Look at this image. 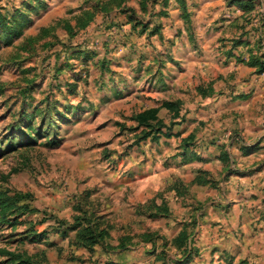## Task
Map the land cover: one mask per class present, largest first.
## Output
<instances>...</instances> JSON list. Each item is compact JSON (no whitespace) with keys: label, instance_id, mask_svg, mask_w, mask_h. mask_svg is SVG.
I'll use <instances>...</instances> for the list:
<instances>
[{"label":"rangeland","instance_id":"1","mask_svg":"<svg viewBox=\"0 0 264 264\" xmlns=\"http://www.w3.org/2000/svg\"><path fill=\"white\" fill-rule=\"evenodd\" d=\"M243 1L199 15L198 0H0V264H183L170 241L216 197L169 198L172 130L201 154L264 143V71L238 83L229 63L264 62V0ZM262 149L232 170L264 171ZM154 185L175 217L156 216ZM217 225L199 220L189 264H250L253 245L237 260Z\"/></svg>","mask_w":264,"mask_h":264},{"label":"crops","instance_id":"2","mask_svg":"<svg viewBox=\"0 0 264 264\" xmlns=\"http://www.w3.org/2000/svg\"><path fill=\"white\" fill-rule=\"evenodd\" d=\"M198 2L196 10L199 15H203L206 12L217 14L219 10L223 9L224 4V0H198ZM232 5L239 7L238 13L246 11L245 9H240L243 7L242 4L239 5L234 2ZM238 16L234 15V19L238 18ZM251 62L229 61L231 65H239L237 68L241 70L235 81L238 83L242 82V79L246 76L244 75L245 72H257V66H254ZM230 70L233 69H229L226 72ZM246 96V93H238L239 98H245ZM190 136L191 133H188L186 137L181 130H172L171 132L170 138L180 140V152L175 157L174 165L170 166L173 169L169 170L173 173L164 172L165 177L163 180L166 182L169 198L171 195L178 200L179 197L184 198L198 187H205L214 191L213 195L216 200L213 203H216H212L209 207L205 205L189 221L182 220V227L171 239L170 245L184 253L189 247L187 244L193 243L192 231L195 230L199 220H213L214 223L218 224V227H223L225 231L220 234L222 236L216 237L213 241L219 243V245L222 244L237 260L242 257L245 259L247 255L245 251H248L249 245H253L251 249L255 254L253 256L249 255L251 256L249 257L251 260L250 264H264V243L261 245L258 243V241L264 242V229L261 230V227L264 228V171L255 172L256 174L253 175L255 177H253L250 174L244 175L240 171H233L231 168L235 164L243 165L246 161L249 162L255 155L263 156L262 148L264 143L260 142L257 145L256 142L242 143V141L232 139L230 142L220 143L219 150L211 155L210 150L201 154L197 150V140L189 139ZM230 147L233 149L230 150ZM252 147L254 148L252 149ZM213 161L218 163V168L222 166L225 169L224 177L226 176V178L219 181V178L213 176V170L211 171V167L208 164ZM153 174L152 180L156 181V183L162 182L160 172L153 171ZM154 187L157 193L150 199L162 211L160 215L159 211H157L156 216L175 217L176 214L170 205L169 198L166 197L163 190H160V187L155 185ZM238 192H244L246 196L237 195ZM208 208H211L210 212H207ZM105 231L104 236L95 245L104 242L109 237L108 230L106 229ZM198 253L199 249L193 247V258L183 264L192 262Z\"/></svg>","mask_w":264,"mask_h":264},{"label":"trees","instance_id":"3","mask_svg":"<svg viewBox=\"0 0 264 264\" xmlns=\"http://www.w3.org/2000/svg\"><path fill=\"white\" fill-rule=\"evenodd\" d=\"M248 1H249V0H248ZM248 1H243V2H240V3L242 4L243 7H246L247 4H249ZM251 63H252L254 66H257V71H258V72H263V71H264V62H263V61H258V60H256V61H252ZM73 228H74L73 230H76V229L78 228V226H77V225H74ZM105 232H106L105 230L101 231L100 235L95 236L94 238H90V237H92V236H91V235L88 236V235L86 234V236H84V239H87V241L82 242V243H84V244H82V245H84L85 247H88V248L92 249L93 246H94L96 243H98L99 239L102 238V237L104 236ZM89 241H90V242H89ZM78 242L81 244V242H80V238L78 239ZM192 258H193V247L190 246V248L188 247V248L186 249V251L184 252V258L182 259V262H183V263H187V262H189ZM111 264H117V263H111Z\"/></svg>","mask_w":264,"mask_h":264}]
</instances>
